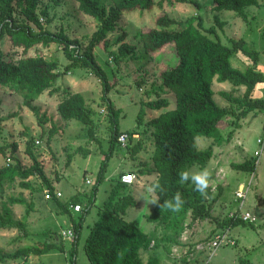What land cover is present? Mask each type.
<instances>
[{
    "label": "rangeland",
    "instance_id": "1",
    "mask_svg": "<svg viewBox=\"0 0 264 264\" xmlns=\"http://www.w3.org/2000/svg\"><path fill=\"white\" fill-rule=\"evenodd\" d=\"M154 1V5L147 10L135 8L122 11L116 29L107 34L108 40L112 42V50L116 48V44L113 43L115 37L122 31L125 33L123 41L135 45L138 49L139 41L134 34L153 27L154 18L159 13L163 12L181 22L192 15H199L203 27L213 26L221 43L228 45V38L244 39L247 46L256 51L255 69L264 74V0H256L257 5L245 8L246 13L251 15L247 21L241 20L229 10H211L210 0L184 2L163 0L160 5L156 4L158 0ZM97 2L104 8L110 5L109 0H97ZM43 4L47 5L48 15L51 17L48 23H43L46 29L50 32L62 30L69 37L77 38L82 45L86 42L95 28V20L78 11L73 0H39V5ZM213 14L223 22L221 26L214 22ZM15 17L17 21H23L20 14L16 13ZM31 27L36 30L33 25ZM0 49L4 58L10 57L13 60L21 55L34 54L56 60L57 70L61 74L54 80L53 85L59 90L72 87L74 92H81L86 105L90 108L93 119L92 137L87 135L86 126L80 122L74 119L63 120L58 116L55 105L59 100L60 91L44 90L32 101L38 108V114H40L38 119L26 106L21 104V97L18 94L0 88V117H6L0 120V145L14 141L17 145V157L23 165H26L29 159L24 154L23 148L28 136L32 137L36 158L52 183V191L60 190L62 194L60 200L65 201L67 205L77 202L81 204H79L80 207H84L92 186L96 184V172L100 161L107 153L112 128L107 107L101 98L100 81L85 68L70 67L64 70L68 60L61 51V45L56 43H50L47 46L34 45L22 53L20 47L10 45L8 36L4 34L0 38ZM93 53L95 60L105 71L108 83H111L106 96L119 111L115 116L116 128L135 132L131 133L130 142L127 138L123 146L114 144L111 153L106 158L103 178L96 184L93 197L89 201L90 204L88 203L89 207L81 220L73 246V255L69 252L71 240L62 238L60 235L62 230L70 229L67 215L59 211L51 197H44L43 190L46 189L38 178L35 176L28 178L32 183V190L20 189L17 185L5 189L4 196L8 194L16 196L20 193L26 201L32 203V208L24 220L22 219L23 228L0 229V249L6 253L12 252L15 248L25 245L37 244L44 240L52 241L54 236L57 239L54 242L63 247L62 250L29 255L23 264H89L82 249L83 241L89 226L97 218L98 210L111 184L116 177H119L121 171H132L135 174L133 169L137 168V163L149 161L152 144L150 128L145 125V122L150 117L173 107V95L164 93L161 96L166 98L167 107L149 109L142 106V114L139 117L141 119L137 122L140 103L155 98L153 92L149 95L145 92L151 89V85L159 83L158 73L161 70L176 62L171 43L151 53L147 62L125 59L115 64L99 45L94 46ZM230 63L242 70L251 66L252 61L249 57L236 52L230 57ZM139 76L143 78V83L137 85L135 80ZM211 89L214 101L224 106L227 103L218 94L220 90L239 95L243 88L232 90L227 81L212 80ZM251 96L264 97V81L254 86ZM10 113H12L11 116H8ZM232 120H234L233 116H229L221 124V130L218 127L221 134L229 128L233 131L228 140L213 147L214 157L212 156L203 167L192 165L188 170L207 168L211 174V195L216 193L217 186L220 188L219 193L211 202L210 212L220 222L226 220L228 214L239 206L240 200L234 196V191L238 188L237 184L247 185L248 190L239 211L249 212L255 220L250 222L251 224L244 221V224H237L231 229L225 227L224 229L228 230L235 244L219 246L211 255L205 248L196 250L195 245L203 242L210 233L216 232L215 222L209 219L191 222L177 236L180 239V246L170 244L168 247L174 264H264V131L262 130L264 115L261 112L250 111L243 118L235 120V123H238L236 127ZM52 125L55 126V130L48 135V130ZM136 139H140L142 146L136 154L131 156L128 152V145L133 144ZM256 139H260L263 145L257 156L253 154L254 150L259 148ZM195 141L200 149L210 143V139L201 136L196 137ZM7 152L6 148L4 153H0V165L7 162ZM244 160H253L255 166L252 171L235 170L229 165V163ZM144 176L146 181L135 174V180L126 185L127 192L134 199V205L126 208L122 218L135 222L140 230L149 233L153 229V224L146 221L145 214L151 210L153 204L148 203L152 195L145 192V185L150 183L149 179H152L153 175ZM12 207L10 206L11 211L14 210L18 216L20 215L16 218L21 219L24 206L13 204ZM69 212L74 222L82 214L81 210L77 213L69 209ZM188 219V217L185 219V223ZM158 229H156L157 235L160 233ZM153 250H140L141 260L144 262L148 256H156ZM184 254L187 261L180 260ZM18 260L3 258L0 264H17Z\"/></svg>",
    "mask_w": 264,
    "mask_h": 264
},
{
    "label": "trees",
    "instance_id": "2",
    "mask_svg": "<svg viewBox=\"0 0 264 264\" xmlns=\"http://www.w3.org/2000/svg\"><path fill=\"white\" fill-rule=\"evenodd\" d=\"M73 1L78 11L95 20V28L83 45L77 38L69 37L62 30L50 32L44 27L43 23H48L51 17L48 15L47 5H39V0H0V38L6 34L10 45L20 47L22 53L34 45L59 44L63 55L68 60L64 70L70 67L85 68L100 81L101 98L107 107L112 128L107 153L101 159L96 172V184L103 178L106 158L111 153L114 144H118L117 135L126 132L130 142L131 133L135 131H121L115 126V116L119 111L106 96L111 83H108L105 71L95 60L94 46L99 45L115 64L125 59L147 62L151 53L167 43L172 44L176 57L173 65L158 73L159 83L151 85V89L145 92L146 95L153 92L155 98L140 103L137 113V122H139L142 106L149 109L165 108L168 102L161 95L164 93L173 95V107L150 117L145 122V125L150 128L151 135L152 149L149 155L151 167L147 166L148 162L142 161L137 163V168L133 169L137 176L154 172L153 181H159L163 188V191L157 190L156 193L159 204L152 205L151 210L145 214L146 221L153 224V229L145 233L138 228L135 222L122 218L126 208L134 205V199L126 190L127 184L121 183L116 177L101 203L96 220L89 226L83 241L82 249L89 264H159L158 257L152 255L143 262L139 251L159 245L168 248L170 244L176 243V238L184 227L195 220L214 221L216 232L225 227L231 229L237 224H244L245 222L237 217H228L220 222L211 215V202L219 193L218 186L213 195L209 187L207 195L201 196L194 190L191 183H179V173L182 170H188L192 165L203 167L214 156L213 147L229 139L232 128L227 129L224 134H221L218 129L220 127L221 130V124L229 116H233L232 122L236 127L238 123H235V120L243 118L250 111L261 112L264 115V97L251 96L254 86L264 81V74L255 69L256 51L250 49L241 38H228V45L221 43L213 26L203 27L199 15H192L181 22L163 12L154 18L153 27L134 34L139 41L138 49L135 45L123 41L125 33L122 31L115 37L113 43L116 44V48L112 50V42L108 40L107 34L116 29L122 11L135 8L147 10L154 5L155 1L109 0L110 5L107 8L99 5L97 0ZM162 1L158 0L156 4L160 5ZM256 4V0H210L209 5L211 10H229L247 21L245 8ZM16 13L22 16L23 21L16 20ZM213 20L219 26L223 24L215 14H213ZM236 52L249 57L252 61L251 66L242 70L232 66L230 57ZM59 74L61 73L57 70L56 60L46 59L40 54L21 55L13 60L10 57L4 58L0 49V88L18 94L21 97V104L26 106L38 119L40 114L32 101L44 90L57 91L58 88L53 86V82ZM212 80L227 81L232 90L239 87L243 90L239 95L220 90L218 94L227 103V105L220 106L212 98ZM135 82L139 85L143 83V78L139 76ZM59 94L55 107L58 116L63 120L74 119L80 122L86 126L87 135L92 137L93 119L83 96L68 87L60 89ZM4 118L0 117V120ZM54 130L55 126L52 125L48 130V135ZM262 130L264 131V120ZM199 136L210 139V143L203 149L196 146L195 140ZM33 140L28 136L23 148L24 154L29 159L26 165L19 161L16 154L17 145L14 141L0 145V153L8 149L7 162L0 165V229L24 227L23 220L32 208V203L26 201L20 193L16 196L12 194L4 196V191L13 185H17L20 189L32 190V183L28 178L35 176L49 191L59 211L67 215L73 233L69 252L73 255L78 229L83 214L87 211L88 203L93 197L96 184L92 186L90 195L81 210L82 214L74 222L67 203L59 201L52 193V184L36 158ZM141 146L140 139H136L133 144L128 145V152L133 156ZM229 165L232 169L241 171H252L255 166L253 160L229 163ZM177 192L181 193L185 201L181 211L172 212L159 206L165 200H171ZM13 204L24 206L21 219L13 215L10 209ZM187 217L189 219L185 223ZM157 228H159V235L156 233ZM212 234L210 233L208 237ZM55 240H57L56 236L52 241L44 240L37 244L25 245L7 253L0 249V260L3 258L20 259L24 262L29 255L43 254L51 249L62 250V245L54 242ZM121 253L122 258L119 255Z\"/></svg>",
    "mask_w": 264,
    "mask_h": 264
},
{
    "label": "built area",
    "instance_id": "3",
    "mask_svg": "<svg viewBox=\"0 0 264 264\" xmlns=\"http://www.w3.org/2000/svg\"><path fill=\"white\" fill-rule=\"evenodd\" d=\"M128 138V134L126 132H121L117 135L116 137V142L120 145L123 146L125 144V141ZM256 142L259 144V148L254 150L253 154L258 155L262 149V141L260 139H256ZM119 181L123 184H131L135 180V175L132 172H124L119 174ZM87 182V181H86ZM248 190V186H244L243 184H240L239 187L234 191V196L240 200L239 206H237V209L235 211H232L228 214V217L232 218H239L242 221H247V222H252L255 220V217L250 214L247 211L240 212L239 209L241 207V203L243 202V199L245 197V194ZM55 197H60V192L59 191H52ZM43 194L45 198L50 197V193L47 190H43ZM68 208L72 209V211H80L81 207L79 204H71L68 203ZM60 235L62 238L72 240L73 233L70 229L67 230H62L60 232ZM234 244V239L230 236L229 232L227 229H223L220 231L215 232L213 235L210 237L206 238L203 242H200L195 245L196 250H201V249H206L209 255H211L214 250L222 245H233Z\"/></svg>",
    "mask_w": 264,
    "mask_h": 264
},
{
    "label": "clouds",
    "instance_id": "4",
    "mask_svg": "<svg viewBox=\"0 0 264 264\" xmlns=\"http://www.w3.org/2000/svg\"><path fill=\"white\" fill-rule=\"evenodd\" d=\"M210 181L211 174L207 168L197 170H182L179 173V183H191L194 186V190L201 196L207 195V190L210 187ZM157 190L163 191L159 181H153L145 185V192L152 195V198L148 200L149 204H159V199L156 195ZM184 203L185 201L181 193L177 192L171 200H165L164 203L159 206L167 208L172 212H179L182 210ZM119 255L122 258V253Z\"/></svg>",
    "mask_w": 264,
    "mask_h": 264
},
{
    "label": "crops",
    "instance_id": "5",
    "mask_svg": "<svg viewBox=\"0 0 264 264\" xmlns=\"http://www.w3.org/2000/svg\"><path fill=\"white\" fill-rule=\"evenodd\" d=\"M257 5V4H256ZM252 14V13H251ZM249 17H251V15H248L247 14V19L249 18ZM242 20V19H241ZM242 39V38H241ZM244 40V39H243ZM245 41V40H244ZM68 71V70H67ZM73 80V79H72ZM54 87H56L55 85H53ZM69 89L70 90H72V91H74L73 89H72V87H69ZM243 90V89H242ZM58 92L60 91L59 89L57 90ZM56 91V92H57ZM80 94H81V92H79ZM55 107H56V105H55ZM121 131H123V130H121ZM262 148H263V145H262ZM214 157V156H213ZM150 159V158H149ZM143 162H148L147 163V166H149V167H151V164L149 163V161H143ZM255 165V164H254ZM45 172V171H44ZM150 174H152L153 175V178L152 179H149V182L151 183L153 180H154V178H155V175H154V172H150L148 175H150ZM144 175H147V174H143L142 176L141 175H138V178H141V177H143V180H147L146 178H145V176ZM87 183H88V181H87ZM52 184V183H51ZM239 185H240V183H238L237 184V187H239ZM56 189V188H55ZM55 191V190H54ZM57 191V190H56ZM60 191V190H59ZM62 195V194H61ZM60 195V196H61ZM56 198H58V200L59 201H61V202H65V201H63V200H60L61 198L60 197H56ZM75 203H77V202H71V204H75ZM54 204H55V202H54ZM78 204V203H77ZM80 204V203H79ZM90 204V203H89ZM56 205V204H55ZM81 205V204H80ZM11 207H12V205H11ZM88 207H89V205H88ZM13 208V207H12ZM84 207H81V210L83 209ZM70 208H68V210H69ZM31 210V209H30ZM74 212H76V211H74ZM80 211H78L77 213H79ZM12 213H13V215L15 216V217H20V215L18 216L15 212H14V210H12ZM84 213H86V212H84ZM83 216H84V214H83ZM55 237V236H54ZM179 238V237H178ZM176 239L177 241H176V244H173V245H175V246H180L179 244H181L180 243V239ZM185 242V241H184ZM185 244V243H184ZM172 246V245H171ZM62 249H63V247H62ZM150 249H154L153 251H154V253L156 254V256L158 257V259H159V264H174V260L173 259H171L172 258V254L170 253V252H168L169 251V248H166L165 246H158V247H153V246H150V247H148L147 249H145V250H150ZM53 250H57V249H51L50 251H53ZM145 250H142V251H145ZM49 252V251H48ZM47 253V252H46ZM44 254V253H43ZM148 256V255H147ZM153 256H155V255H153ZM171 257V258H170ZM28 258V257H27ZM26 258V259H27ZM25 259V260H26ZM17 260V259H16ZM24 260V261H25ZM180 260H182V261H187V258H186V255L184 254L183 256H181V258H180ZM17 262V261H16ZM24 263V262H22L20 259L18 260V263Z\"/></svg>",
    "mask_w": 264,
    "mask_h": 264
}]
</instances>
